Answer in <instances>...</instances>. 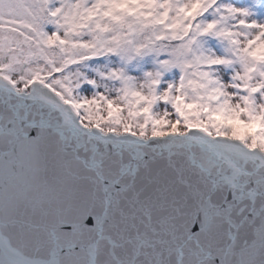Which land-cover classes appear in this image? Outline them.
<instances>
[{
	"label": "snow or ice",
	"instance_id": "1",
	"mask_svg": "<svg viewBox=\"0 0 264 264\" xmlns=\"http://www.w3.org/2000/svg\"><path fill=\"white\" fill-rule=\"evenodd\" d=\"M0 264H264V0H0Z\"/></svg>",
	"mask_w": 264,
	"mask_h": 264
}]
</instances>
